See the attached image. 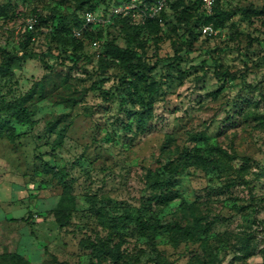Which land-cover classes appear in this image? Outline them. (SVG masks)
<instances>
[{
	"label": "rangeland",
	"instance_id": "1",
	"mask_svg": "<svg viewBox=\"0 0 264 264\" xmlns=\"http://www.w3.org/2000/svg\"><path fill=\"white\" fill-rule=\"evenodd\" d=\"M123 2L0 0V49L15 57L0 72V106L36 92L24 105L35 124L11 119L14 141L0 138V254L31 264H264V0H223L226 15L208 34L169 0L166 18L139 35L113 17L85 30L102 37L81 50L65 42L61 30L73 32L90 5L107 19ZM29 17L35 37L24 48ZM112 40L135 58L110 53ZM213 148L226 163L205 170L197 151ZM46 165L68 172L64 228L54 216L63 188ZM138 218L175 232L141 229Z\"/></svg>",
	"mask_w": 264,
	"mask_h": 264
},
{
	"label": "trees",
	"instance_id": "2",
	"mask_svg": "<svg viewBox=\"0 0 264 264\" xmlns=\"http://www.w3.org/2000/svg\"><path fill=\"white\" fill-rule=\"evenodd\" d=\"M121 1H130V0H107L106 7H111L114 4L120 3ZM169 0H167L168 3ZM223 0H216V7L214 14L212 16H206L205 13L203 12L201 8V2L200 0H176L177 7L180 8V11H178V17L181 22H185L186 25H188V18L189 14H193L195 18L194 22V27L198 26H207L209 25L212 21L215 19L217 20L218 18H224V15H226L225 12L222 11L221 4ZM170 5V4H169ZM168 5V7H169ZM177 8V9H178ZM97 7L95 5H90L89 8L83 11H92L96 12ZM248 13H253L256 14V12L250 8L247 10ZM167 11L164 10L161 15L153 20L146 21L145 23H132V21L129 18H124L122 19H116L115 22L120 23V28L121 31L124 33H130L131 30H135L136 35L141 34L144 30L150 29L153 25L157 24L160 22V20H164L166 18ZM190 14V15H191ZM185 18H184V17ZM37 19L39 22H44V19L40 16L37 15ZM83 19L82 17L78 18V21L76 23V29H80L82 27ZM62 35L64 34V40L67 44L70 46H73L75 48V51L81 50L84 46V41L85 39H90V41H95L99 40L102 35L98 34L97 32H84L83 36L81 38H77L74 35V32L71 30H61ZM35 37V32L34 30H26L25 33H23L22 38H23V46L26 48L30 42L33 40ZM135 42L137 41L136 39H133ZM107 48L109 49V52H115L117 56L123 61H131L135 58V52L131 51L128 47L125 49L120 48L116 46L114 41L112 40L111 42L106 43ZM24 51H26L24 49ZM1 52V58L2 61L0 63V72L8 74L12 72V66L15 61V57L7 52L5 49H0ZM25 53V52H24ZM26 53L24 54V58H32L33 56H25ZM137 84H134V87H136ZM36 94L35 90L30 92L27 97L11 106L8 108H5L4 106H0V111L3 116H0V138H6L8 141L13 142L16 133L14 128L10 126V120L15 119L17 123L20 126H27V125H34L35 122L31 120V114L27 112L25 108V102H28L33 96ZM49 130L50 133H55L56 128L55 125L51 126L49 124ZM56 142L54 146H61L63 143L64 139V133L63 130H59L56 132ZM196 139H202L201 135H197ZM209 153L206 154L207 150H198L197 151V157L200 159L203 169H208V168H218L221 165L225 164L226 157H228V154L220 149V148H213L211 149ZM45 171L47 174H50L52 177L57 179L59 181V184L63 188V193L61 196V199L59 203L57 204L55 210H54V216L57 225L60 228H64L68 225L69 218L71 216V212L73 210V200H72V186L68 182V172L65 168H59L57 166L51 167L49 165L45 166ZM163 191H167V188H162ZM155 224H159L158 222H155ZM137 225L141 229H149L151 232L156 233L159 232V229H165L170 235L174 234L175 230L171 228V226H165V227H159L156 225H150L148 224L147 221L143 220L142 218L137 219ZM159 227V228H158ZM102 247V250L105 251L106 245L102 241L99 244H95L94 242L88 241L86 242V247L89 249H93L96 246ZM0 264H31L29 261H27L24 257L21 255H18L16 253H9L5 252L0 254Z\"/></svg>",
	"mask_w": 264,
	"mask_h": 264
},
{
	"label": "built area",
	"instance_id": "3",
	"mask_svg": "<svg viewBox=\"0 0 264 264\" xmlns=\"http://www.w3.org/2000/svg\"><path fill=\"white\" fill-rule=\"evenodd\" d=\"M200 2L201 8L206 15H212L214 13L216 0H200ZM166 7L167 0L124 1L119 6H114L113 9L109 11L107 19H104L103 16L98 15L96 12L86 11L82 16V27L80 29H75L73 32L75 37L81 38L87 28L104 23L106 24L111 21V18L113 17H126L131 18L138 23H145L146 21L158 18ZM36 23V18L29 17L26 22L27 29L33 30ZM203 33H211L210 27L205 26L203 28ZM93 45L98 46V43L94 42Z\"/></svg>",
	"mask_w": 264,
	"mask_h": 264
}]
</instances>
